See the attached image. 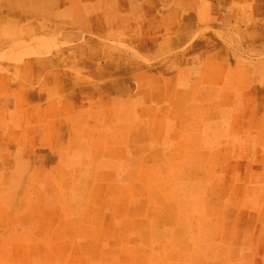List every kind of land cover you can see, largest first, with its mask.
<instances>
[{
	"label": "rangeland",
	"instance_id": "obj_1",
	"mask_svg": "<svg viewBox=\"0 0 264 264\" xmlns=\"http://www.w3.org/2000/svg\"><path fill=\"white\" fill-rule=\"evenodd\" d=\"M208 1L225 11L209 27L188 14L190 0H0V264L117 260L120 219L127 233L136 227L121 204L137 195L121 183L130 179L105 112L158 99L141 75L166 65L143 55L153 41L191 26L192 43L220 40L215 30L246 24L226 10L247 2Z\"/></svg>",
	"mask_w": 264,
	"mask_h": 264
},
{
	"label": "crops",
	"instance_id": "obj_2",
	"mask_svg": "<svg viewBox=\"0 0 264 264\" xmlns=\"http://www.w3.org/2000/svg\"><path fill=\"white\" fill-rule=\"evenodd\" d=\"M190 1L199 3L188 14L208 27L225 13ZM227 1L247 2L226 10L245 25L215 30L220 40L192 43L191 26L153 41L143 55L166 65L141 75L158 99L105 112L121 177L130 179L121 183L137 195L121 204L136 210V227L127 233L120 219L113 264H264V36L256 41L264 0Z\"/></svg>",
	"mask_w": 264,
	"mask_h": 264
}]
</instances>
